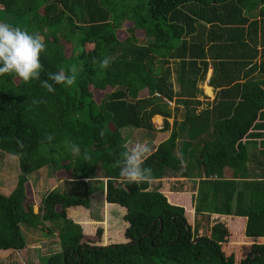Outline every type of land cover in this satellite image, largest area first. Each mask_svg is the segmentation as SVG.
<instances>
[{"label":"trees","instance_id":"obj_1","mask_svg":"<svg viewBox=\"0 0 264 264\" xmlns=\"http://www.w3.org/2000/svg\"><path fill=\"white\" fill-rule=\"evenodd\" d=\"M0 21L45 38L42 80L81 69L74 86L52 93L0 76V151L19 154L15 185L0 192L1 255L26 246L25 225L57 231L44 264H264V0H0ZM209 67L215 95L204 103L198 82ZM122 129L155 132L142 140L154 145L151 184L121 180L118 154L134 143ZM41 167L61 183L34 211L29 175ZM101 177L115 209L105 220L122 230L90 214L88 180Z\"/></svg>","mask_w":264,"mask_h":264},{"label":"clouds","instance_id":"obj_2","mask_svg":"<svg viewBox=\"0 0 264 264\" xmlns=\"http://www.w3.org/2000/svg\"><path fill=\"white\" fill-rule=\"evenodd\" d=\"M45 38L39 32H30L27 28L20 27L9 21H0V76L15 75L24 83L39 81L40 86L47 92H55V85L72 87L77 83V77L81 71L80 67L73 64L67 68L60 67L56 72H47L46 79H41L45 72L41 54L46 52ZM93 63H97L94 59ZM112 63L111 58L105 57L99 61V67L106 69ZM45 103L43 99L34 101ZM101 136L104 132L101 131ZM45 139L51 144L54 136L46 134ZM18 147H25L23 141H17ZM69 151L76 156L81 154L79 145L65 141ZM118 154L117 163L119 176L126 183L151 184L154 176L151 167H146L145 162L152 153L151 144L148 141H128L122 146ZM18 153H13L12 158L17 159ZM85 161L91 160L88 150L83 152Z\"/></svg>","mask_w":264,"mask_h":264},{"label":"rangeland","instance_id":"obj_3","mask_svg":"<svg viewBox=\"0 0 264 264\" xmlns=\"http://www.w3.org/2000/svg\"><path fill=\"white\" fill-rule=\"evenodd\" d=\"M117 34L119 36H125L126 33L123 30H118ZM61 44L66 55L71 53V44L61 40ZM162 66H165L162 63ZM174 64L170 63V74L169 79L172 82V89L177 91L178 83L175 79V73L173 71ZM211 68L209 67L206 73V77L203 81L198 82V87L201 88V93H198V98L201 99L204 103L207 101H211L215 95V89L211 86V92L207 93L205 89V84H207V80L210 76ZM208 85V84H207ZM91 89V84L89 85ZM103 92L101 90L93 89V96L95 99H99L102 96ZM176 103L174 100H171L169 103V107L173 108ZM178 109L175 113V117L180 120L182 119L183 107L181 105H177ZM152 121L156 125V128H159L161 125V117L152 116ZM173 120V116L168 118L169 123L171 124ZM122 135L126 137H133L134 142L142 141L149 136L154 135V131H148L145 129H122ZM180 136H178L177 140H181ZM154 145H151L152 149ZM19 172L18 168V158L13 159L12 155L5 152L0 151V192L9 193L11 189L14 187L17 179V175ZM168 172V171H167ZM166 175L163 177L164 179L169 178L170 176ZM30 179V188L31 193L34 195V211L37 210V203L47 190L52 187H56L61 182L51 171L50 167H41L40 169L35 170L29 175ZM103 179L102 177L98 180H88V199H89V210L91 216L96 219V226L103 225L108 227V224H112L113 221L111 219L105 220L108 218L110 214L114 212V208H109L105 201L103 195ZM111 227L117 226L119 230H122V225L124 223L120 219H116ZM106 222L108 224L106 225ZM45 224L49 225V222ZM22 231L24 233V240L26 246L23 249L17 251H11L7 255L0 254V264H44L45 256L49 253L56 250L55 243L57 242V231L52 233H47L43 228L37 227H26L22 225Z\"/></svg>","mask_w":264,"mask_h":264},{"label":"crops","instance_id":"obj_4","mask_svg":"<svg viewBox=\"0 0 264 264\" xmlns=\"http://www.w3.org/2000/svg\"><path fill=\"white\" fill-rule=\"evenodd\" d=\"M205 89H206V92H207V93H210V92H211V88H210L209 85H207V84H205ZM155 116H156V117L158 116V117H161V118H162L161 121H160V122H161V125H162L163 117H162L161 115H159V114H155ZM152 122H153V121H152ZM153 123H154V122H153ZM154 125H155V124H154ZM161 125H160V127H161ZM155 127H156V125H155ZM160 127H159V128H160ZM159 128H157V129H159ZM105 203H106V202H105Z\"/></svg>","mask_w":264,"mask_h":264},{"label":"built area","instance_id":"obj_5","mask_svg":"<svg viewBox=\"0 0 264 264\" xmlns=\"http://www.w3.org/2000/svg\"><path fill=\"white\" fill-rule=\"evenodd\" d=\"M157 94V93H156ZM168 103H170V101H167Z\"/></svg>","mask_w":264,"mask_h":264}]
</instances>
